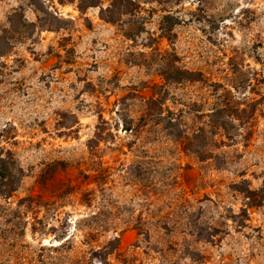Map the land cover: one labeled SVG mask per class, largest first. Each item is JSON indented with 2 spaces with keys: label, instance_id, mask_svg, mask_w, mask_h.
<instances>
[{
  "label": "rangeland",
  "instance_id": "1",
  "mask_svg": "<svg viewBox=\"0 0 264 264\" xmlns=\"http://www.w3.org/2000/svg\"><path fill=\"white\" fill-rule=\"evenodd\" d=\"M0 150V264H264V0H0Z\"/></svg>",
  "mask_w": 264,
  "mask_h": 264
},
{
  "label": "trees",
  "instance_id": "2",
  "mask_svg": "<svg viewBox=\"0 0 264 264\" xmlns=\"http://www.w3.org/2000/svg\"><path fill=\"white\" fill-rule=\"evenodd\" d=\"M194 73L186 70L176 69L175 77L173 80L175 82H181L183 80H194L192 75ZM236 117L233 113H228L227 109L224 107H219L212 113V120L216 124L220 122V120L224 119L225 117ZM162 120L166 122V128L170 130H180V125L177 120L173 121V119H169L168 117H163ZM222 127L216 128V130H220ZM174 132V131H173ZM211 135H215L217 132L210 131ZM206 131L204 129H200L199 132L195 133L191 137H184L186 141L183 143L184 151L197 154L201 158H206L208 153L206 151L207 148V136ZM179 137V135H177ZM179 138H182L180 136ZM206 140V141H205ZM218 158V156L216 157ZM13 155L10 151L4 152L0 150V195L3 197H10L16 190H17V183L19 179L16 178L15 172L13 170V163H14ZM257 193L251 192L247 198L255 197ZM259 204V203H258Z\"/></svg>",
  "mask_w": 264,
  "mask_h": 264
}]
</instances>
